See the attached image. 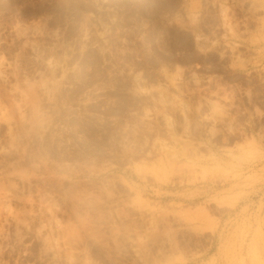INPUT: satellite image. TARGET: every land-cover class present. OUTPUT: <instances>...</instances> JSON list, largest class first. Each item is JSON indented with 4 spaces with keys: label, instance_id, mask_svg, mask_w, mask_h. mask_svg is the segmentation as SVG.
<instances>
[{
    "label": "rangeland",
    "instance_id": "obj_1",
    "mask_svg": "<svg viewBox=\"0 0 264 264\" xmlns=\"http://www.w3.org/2000/svg\"><path fill=\"white\" fill-rule=\"evenodd\" d=\"M0 264H264V0H0Z\"/></svg>",
    "mask_w": 264,
    "mask_h": 264
}]
</instances>
